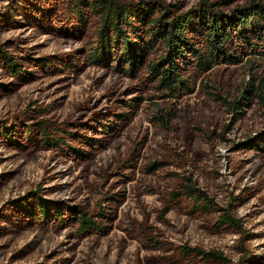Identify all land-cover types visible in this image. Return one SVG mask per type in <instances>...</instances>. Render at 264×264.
I'll return each instance as SVG.
<instances>
[{
  "label": "rangeland",
  "instance_id": "1",
  "mask_svg": "<svg viewBox=\"0 0 264 264\" xmlns=\"http://www.w3.org/2000/svg\"><path fill=\"white\" fill-rule=\"evenodd\" d=\"M119 1L181 14L252 0ZM82 12L0 0V264H264V105L230 109L264 61L201 74L187 58L194 93L170 100L145 64L124 72L118 48L94 63L102 21Z\"/></svg>",
  "mask_w": 264,
  "mask_h": 264
},
{
  "label": "trees",
  "instance_id": "2",
  "mask_svg": "<svg viewBox=\"0 0 264 264\" xmlns=\"http://www.w3.org/2000/svg\"><path fill=\"white\" fill-rule=\"evenodd\" d=\"M72 1L79 17L84 18L83 7L89 6L102 21L100 41L91 55L93 62L109 61L113 49L118 48L122 70L135 72L145 64L157 88L170 100L194 93L189 78L182 74L187 58L194 62L201 74L218 66H239L247 56L264 61V0H252L248 5L229 12L221 10L222 4H228L226 1H202L196 8L181 14L160 3L136 6L119 0ZM137 23L145 29L144 36L139 37L140 45L134 48L126 30L135 31ZM153 51L157 57L149 60ZM7 61L12 62L11 59ZM12 69L13 72L20 70L18 65H12ZM256 99L264 105V81L257 83L252 78L230 109L242 116L246 109L254 106ZM168 116V121L174 117L173 114ZM260 141L258 149L264 151V135ZM192 191L195 193V188ZM179 196L175 194V198ZM83 215L81 223L89 228L88 225L93 223ZM223 222L238 226L230 215L224 216ZM200 253L206 261H229L220 252Z\"/></svg>",
  "mask_w": 264,
  "mask_h": 264
}]
</instances>
